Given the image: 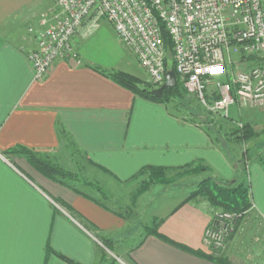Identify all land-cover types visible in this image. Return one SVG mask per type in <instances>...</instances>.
I'll use <instances>...</instances> for the list:
<instances>
[{"label":"crops","instance_id":"0c3cea01","mask_svg":"<svg viewBox=\"0 0 264 264\" xmlns=\"http://www.w3.org/2000/svg\"><path fill=\"white\" fill-rule=\"evenodd\" d=\"M42 15L23 8L19 0H0V264H70L48 253V245L79 264H108L109 259L116 264H264V165L260 156L248 152L233 157L221 142L227 134L230 149L235 146L230 142L231 132V136L229 131L221 133L223 125L215 136L208 125L178 118L164 104L137 96L103 75L100 71L118 68L109 66L96 51L95 55L85 50L86 43L93 44L102 21L98 28L89 32L84 28L76 37V60H58L45 79L36 80L28 58L36 46L29 27ZM235 109L234 119L258 114L243 107ZM62 131L67 137L63 138ZM18 146L37 151L60 166L67 154L69 166L84 167L93 181L111 189H116V183L129 188L132 177L146 165L166 167L171 175L177 172L174 169L199 160L205 170L181 176L178 182L185 185L189 177L194 181L214 177L222 182L247 179L253 205L230 236L224 251L228 262L214 261L193 250L210 251L204 232L222 209L205 198L179 207L196 184L158 214L164 218L160 232L190 249L154 234L143 233L135 240L129 218L79 194V182L62 183L24 155L8 153ZM73 152L81 159L72 162ZM159 187L167 190L171 185ZM156 188L138 198V210L157 209L161 192H155ZM67 205L82 218L75 217ZM155 217L152 214L148 221ZM86 220L114 242L117 253L104 246L96 231L86 229Z\"/></svg>","mask_w":264,"mask_h":264},{"label":"built area","instance_id":"2783aa9c","mask_svg":"<svg viewBox=\"0 0 264 264\" xmlns=\"http://www.w3.org/2000/svg\"><path fill=\"white\" fill-rule=\"evenodd\" d=\"M52 1L59 12L29 27L36 80L45 79L58 60H76V37L105 19L157 87L166 80L167 32L175 74L202 106L226 118L233 106L264 107V0ZM213 66L221 71L212 73ZM238 216L217 212L205 243L225 251Z\"/></svg>","mask_w":264,"mask_h":264},{"label":"trees","instance_id":"16d2710c","mask_svg":"<svg viewBox=\"0 0 264 264\" xmlns=\"http://www.w3.org/2000/svg\"><path fill=\"white\" fill-rule=\"evenodd\" d=\"M165 39V45L168 51V57L166 59V68L167 71L172 70L175 72V63L172 57V49H173V42L171 39V36L165 32L164 34ZM103 75L107 76L108 78H111L116 83L121 85L124 88L129 89L132 91L135 95L140 96L144 99L157 102L160 104H164L168 111L181 119L197 123V124H204L209 125L212 124V120H206L201 121L200 119L193 118L189 114H191V111L184 112V108H188L187 103L185 102L187 96H189V93L187 92L184 85L180 82L178 76L176 75V85L174 87H166L163 90V93L161 96H157L152 93V90L154 88H157L156 85L141 79L140 77L126 71L122 70H113L110 72L100 71ZM63 138L67 137L65 131H62ZM231 135H236L237 139L239 140H249L256 135H258L256 129L250 124V123H243L241 127H236L231 131ZM238 135V136H237ZM8 153H18L24 155L26 158H28L39 170H41L46 175H49L51 177H54L61 181L62 183H65L67 185H70L69 182H79V186L82 189L77 188V192L79 194L84 195L88 199L93 200L97 204L101 205L102 207L111 210L115 212L116 214L124 217L127 219L129 216L126 214V211H124L122 208L120 209H113L111 206L108 205L106 202V199L109 198V195L106 193L105 189L102 185H100L98 182L93 181L92 179H89L87 177L81 176L79 171L73 172L72 170L66 169L56 163H53L50 161L47 157H44L43 155L39 154L37 151H34L29 148H25L22 146L15 147L8 151ZM259 161L264 165V156H261L259 158ZM99 168L103 170H107L104 167L99 166ZM205 170V167L203 165L202 161H195L193 163H189L183 167H180L178 169H174V171H177L172 175L169 174L171 171L170 169L163 167V166H155V165H146L142 167L133 177L131 180H137L141 177H146V180L138 186L134 191L130 192V197L133 201V203H136L140 195L145 193L149 187L153 184H160V185H168L172 183V181L176 178H179L181 176H185L188 174H199ZM84 188L95 191L100 195V197H95L91 194H89L90 191L85 190ZM197 198H205L208 200V202L215 208H221L222 211H228L238 214V219H236L234 229L236 225L238 224V221L242 217V215L253 205L250 195V185L247 179L241 182H222L217 180L214 177H206L202 179L196 187L190 192V194L180 203L179 207L184 205L185 203L197 199ZM68 210L74 214L75 217H78L79 219L82 218L79 213L75 211L74 208L70 206H66ZM164 221V218H154L149 223H145L143 225L144 231L146 235L154 234L158 237H161L165 240H168L169 242L175 243L185 249H190L184 245L178 244L175 241L171 240L170 238L166 237L164 234L160 232V226L162 225ZM83 223V222H82ZM84 226L89 231L93 230L96 231V235L100 238L101 242L104 244V246L111 250L115 251L114 242L111 239L104 238L97 232V227L93 225L92 223H88L84 221ZM232 231V233H233ZM231 233V234H232ZM210 251L208 253L202 251V250H193L194 252L201 254L203 256H207L210 259H213L214 261L218 262H228L224 258V251L218 250L210 246ZM48 253H54L63 260L67 261L70 264H79L72 259L66 257L65 255L56 252L53 250L49 245L47 247ZM105 251H101V255L103 260L105 259ZM115 259H109L108 264H116ZM230 264V263H228Z\"/></svg>","mask_w":264,"mask_h":264},{"label":"rangeland","instance_id":"374dc122","mask_svg":"<svg viewBox=\"0 0 264 264\" xmlns=\"http://www.w3.org/2000/svg\"><path fill=\"white\" fill-rule=\"evenodd\" d=\"M19 1L23 5V8L29 9V11H34L35 13L42 12L43 15L54 16L55 14L59 12L58 8L55 6L52 0H19ZM92 39L94 40L93 44L86 43L85 45L87 46L85 47V50H92L93 53H95L96 51L98 55L102 56L103 60H106L109 66H116V68H118L117 70L131 72L132 74L140 77L141 79H144L151 83L147 73L145 72L143 67L139 64L133 52L130 49H128L117 38L109 21L105 19L102 20V27L93 36ZM252 64H255V62H253ZM185 102L187 103L188 108L186 109L184 108V112L191 111V114L189 115L192 116L193 118L200 119L202 122L208 119L212 120V124L209 125V128L213 129L215 136L218 135L217 129L219 125H223L222 126L223 129L221 130L222 131L221 133H226L227 131H229V135H230V132L234 128L241 127V125L246 121L251 122V124L256 128L258 135H256L255 137L247 141L237 139L236 135H232V136L230 135L231 136L230 142L235 144V146L233 145L234 148L232 149H230L232 146L230 147L229 143L226 141L227 134H226L225 140L223 139V141L221 140V142L223 146L226 147V150L230 154H232L233 157H236V156L243 157L244 153H248V152H250L249 153L250 156H256V157L264 156V107L251 108L248 106H244L243 110H246L249 112L257 111L258 114L256 118H247L246 116L241 120L240 116H238L237 119H234V117L236 118L235 115L237 114V111L234 106L231 107L229 111L231 114V117L229 116L230 118L228 117L227 119L225 117L220 116L218 113L210 111L208 108L202 106L200 102L195 98V96L191 94L187 96ZM243 110L241 112H244ZM224 136L225 135H223V137ZM67 151L68 150H65V152ZM259 151L261 153H258ZM72 155H74V157L71 156L73 158V159L71 158L72 162L74 160L78 161L81 159V155L79 153L75 154V152H73ZM62 159L63 158L60 159L62 161V165H61L62 167L69 169V170L71 169L73 172L79 171L81 176H84V177L89 176L87 178L92 179V176L84 170V167H82L83 168L82 169L83 171H82L80 170V167H78L77 169L76 167L73 168V166H69L68 161H67L68 160L67 154L63 159L64 162ZM242 159L243 161H245V157ZM171 175L173 176V174ZM188 175H192V174H188ZM179 178L174 179L172 183L169 184L171 185V187L168 188L167 190H164L163 187H159L160 184H153L149 187L148 190L153 189V187L156 186L157 188L154 191L161 192V198L158 199L159 201H158L157 209L145 208V209L138 210L137 205H136L137 202L133 203V201L129 197L130 192L134 191L138 186H140L146 180V177H141L137 180L131 181L129 188L125 187V184L122 185L120 183H116V189H111L112 187L110 188L108 186L103 187L106 193L109 195V198L106 199V202L112 208H115V209L122 208L124 211H126V214L129 216L128 218L130 220L129 226H130V229H132L130 230L132 231V235H133L132 237L135 238L136 240L137 238L142 236L143 233H145L143 225L145 223H149L148 219L149 217H151L152 214L159 217L158 215L160 213L159 210L163 211L162 208L164 210L170 209L173 206L174 202L177 200V198L180 196V194H182L183 192H186L187 190L186 188L188 187L193 188L192 186H194V184L197 185L200 182L198 181V178L197 180L195 179L194 181L192 177H189L188 180L190 179L189 180L190 183H188L189 182L188 181L184 185V182L182 183L181 181L178 182ZM84 189L88 190L86 188ZM88 191L91 192V190H88ZM93 194L97 195V193H93ZM98 196L100 197V195ZM159 202L161 203V205H159ZM147 210L149 211L147 212ZM159 218H162V217H159ZM153 219L154 218H152L151 220ZM230 236L228 237L227 244L229 242ZM110 252L117 253V251H111V250Z\"/></svg>","mask_w":264,"mask_h":264},{"label":"water","instance_id":"95a60500","mask_svg":"<svg viewBox=\"0 0 264 264\" xmlns=\"http://www.w3.org/2000/svg\"><path fill=\"white\" fill-rule=\"evenodd\" d=\"M176 75L175 72L172 70L167 71L166 73V80L164 82V84L160 87L154 88L152 90V93L157 95V96H161L163 93L164 88L166 87H174L176 85Z\"/></svg>","mask_w":264,"mask_h":264},{"label":"clouds","instance_id":"9594fccd","mask_svg":"<svg viewBox=\"0 0 264 264\" xmlns=\"http://www.w3.org/2000/svg\"><path fill=\"white\" fill-rule=\"evenodd\" d=\"M210 71H211L212 73L215 74V73H219L221 70H220V68L213 66V67L210 69Z\"/></svg>","mask_w":264,"mask_h":264}]
</instances>
